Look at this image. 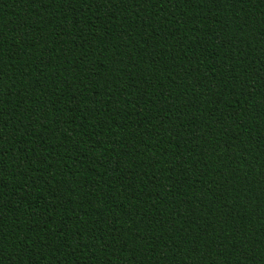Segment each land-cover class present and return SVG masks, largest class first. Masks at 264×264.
Instances as JSON below:
<instances>
[{
  "label": "trees",
  "instance_id": "trees-1",
  "mask_svg": "<svg viewBox=\"0 0 264 264\" xmlns=\"http://www.w3.org/2000/svg\"><path fill=\"white\" fill-rule=\"evenodd\" d=\"M0 264H264V0H0Z\"/></svg>",
  "mask_w": 264,
  "mask_h": 264
}]
</instances>
